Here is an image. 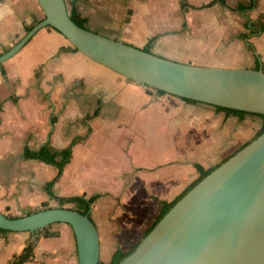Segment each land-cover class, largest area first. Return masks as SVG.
Here are the masks:
<instances>
[{
    "label": "crops",
    "instance_id": "0c3cea01",
    "mask_svg": "<svg viewBox=\"0 0 264 264\" xmlns=\"http://www.w3.org/2000/svg\"><path fill=\"white\" fill-rule=\"evenodd\" d=\"M65 1L90 30L142 49L150 42L156 55L206 61L215 43L233 40L252 51L249 68L258 57L264 69V0ZM43 18L37 0H0V55ZM222 25L239 31L234 39L213 34ZM210 108L218 120L197 116ZM255 118L226 116L217 107L137 84L89 59L53 28H43L0 65V212L18 217L57 206L55 197L99 195L90 214L100 237L99 262L110 264L117 247L130 251L143 238L161 201H173L197 181L198 166H206L192 157L204 160L223 134L235 148L253 136L247 125ZM210 121H224L226 130ZM193 131L196 143L189 137ZM47 145L58 152L72 145L60 176L57 165L27 156ZM46 231L54 235L0 231V264L31 242L33 259L23 264H78L71 226L55 223Z\"/></svg>",
    "mask_w": 264,
    "mask_h": 264
},
{
    "label": "water",
    "instance_id": "95a60500",
    "mask_svg": "<svg viewBox=\"0 0 264 264\" xmlns=\"http://www.w3.org/2000/svg\"><path fill=\"white\" fill-rule=\"evenodd\" d=\"M37 1L44 18L0 55V65L51 27L89 59L137 84L184 100L264 115L262 66L175 61L77 25L65 0ZM55 223L71 226L78 264H99L100 237L89 213L67 207L18 217L0 212L4 231L35 232ZM115 264H264V132L200 180Z\"/></svg>",
    "mask_w": 264,
    "mask_h": 264
},
{
    "label": "trees",
    "instance_id": "16d2710c",
    "mask_svg": "<svg viewBox=\"0 0 264 264\" xmlns=\"http://www.w3.org/2000/svg\"><path fill=\"white\" fill-rule=\"evenodd\" d=\"M186 4H183V6H185ZM71 14V18L72 20L79 26L81 27H86V20L84 18H82L80 16V14L77 13L76 9L73 8L70 12ZM261 30L264 31V25L261 27ZM243 38L246 39L248 38V34H244ZM252 47V46H250ZM144 51L146 52H150V42L143 48ZM261 66V62L259 60V58H256L255 61V67L254 69H259ZM159 93L161 94H165L162 91H159ZM185 101H187L188 103H197L196 101L193 100H189V99H185ZM217 109L219 111H223L225 112L226 116H236L239 119H243L246 115H249V113H246L244 111H240V110H233V109H228V108H222V107H217ZM250 115H254L258 118L261 119L262 124L261 127L258 131V133L256 134V136L253 138H257L258 136H260L263 132H264V115H255V114H250ZM252 139V140H253ZM249 142H247L246 144H244L243 146H241L238 150H240L241 148H243L245 145H247ZM71 148L72 145L65 149L62 150L60 152L58 151H54L53 149H51L48 145L46 147H43L39 152H28L27 151V156L30 158H34V159H40L42 161H45L47 163L50 164H54L57 165V167L59 168V175L62 173L64 166L69 162L70 157H71ZM237 150V151H238ZM236 151V152H237ZM59 157H61V159H59ZM229 158V157H228ZM228 158H226L225 160H227ZM224 160V161H225ZM224 161H222L221 163H223ZM220 163V164H221ZM220 164L213 166V167H209V168H201L198 166V170L200 173L199 178L197 179V181L195 183H193L191 185V187L185 191L183 194H181L180 196H178L177 198H175L173 201L171 202H167V201H161V206L159 208L158 214L157 216L153 219V221L151 222L149 228L146 230V232L144 233V236L147 235L153 228L154 226L162 219V217L190 190L192 189L200 180H202L205 176H207L210 172H212L216 167H218ZM57 176V177H58ZM54 181L49 183V187H51L53 185ZM50 195L52 197H55L51 191H49ZM99 197V195H93L89 198H85L84 196H73V197H69V198H59V197H55V199L59 202L61 207H64L66 204H72L74 207H67V208H73L76 209L77 211H79L82 214H87L89 213V216L91 217L90 211H91V206L93 204V202ZM47 227L44 230L41 231H46ZM2 232H5L4 230H1ZM48 236H53V233H49L46 232ZM143 236V237H144ZM136 247V246H135ZM134 247V248H135ZM134 248H132L130 251H123L121 250L119 247H117L116 251L114 252L111 262L110 264H115L118 263L119 261H121L123 258H125ZM33 250H34V244L31 242L29 243L26 248L24 249L23 253L15 256L13 258V260L8 263V264H23L25 262L31 261L33 259ZM99 264H103L101 262H99Z\"/></svg>",
    "mask_w": 264,
    "mask_h": 264
},
{
    "label": "rangeland",
    "instance_id": "374dc122",
    "mask_svg": "<svg viewBox=\"0 0 264 264\" xmlns=\"http://www.w3.org/2000/svg\"><path fill=\"white\" fill-rule=\"evenodd\" d=\"M238 32L239 31L236 30V28H234L233 30H229L226 28L225 25H222L220 28H218V30L216 29L215 33H213V32L212 33L217 34V35H224L227 37L232 36V39H234V36ZM208 52H209V50H205V54H207ZM251 53H252V51H250V48H247L243 44L234 43L233 40H232V42L229 41V44H228V42H226L225 40H222L220 43H217V44L215 43V46L212 48V50L206 56V59H205L206 61L203 60L204 56H202V57L197 56L194 58L195 60H193V62H191V63L197 64V65L222 66V67H231V68H241V67L242 68H247V67L249 68V66L251 64H253L252 62H250V60H252L251 59L252 58ZM254 67H255V65H253L252 68H254ZM149 89H151V88H149ZM175 97H177V96H175ZM211 111L206 110V111L197 112L198 113L197 116L207 117V119L209 120V116L213 115L214 118L216 120H218V117H219L218 116L219 114H217L218 112L215 109H211ZM193 119H195V115L191 114V120L193 121ZM210 122L212 124L214 123L216 125V128L222 127L223 130H226L225 126L227 124L224 121L222 123H219V124H216L214 121H210ZM217 122H219V121H217ZM261 124H262V121L258 117H256L254 120H252V122H248V125H247L248 128L247 129L248 130L253 129V136L248 137L247 139H243V141H239L238 145L235 148L232 147L235 144V141L233 143V140L231 137L228 139V138H226L227 136L225 137L224 134L222 133L223 135L221 137L222 141H221L220 145L212 148L213 149L212 151L216 152L215 153L216 155H218V153L220 152L222 154V157L214 158L215 154H213V152H211L208 155L206 154L204 160H200V159L193 158V157H192V159H195V162H196V160L198 162H202L203 166H206V167H201L204 169L220 164L226 158L233 155L241 146H243L244 144H246L247 142L252 140L256 136V134L258 133V131L261 127ZM210 130H211V128H210ZM192 134H194V131L191 133V136H189V137H191L190 139L194 143H196V140L195 141L193 140L195 135H192ZM225 138H226V140H225ZM212 141H213V138L211 136H207L205 138V144H207V145L211 146L213 143ZM194 153H195V151H193V148H191V154L193 155ZM196 154L198 155V157L200 155H203V157H204L203 152L198 151ZM56 205L57 206H49V205L41 206L36 211L41 210V209H45V208H49V207H61L59 203H57ZM64 207H74V206L72 204H66ZM32 212H35V211H32ZM22 215L23 214H21V216ZM41 232H43V231H41ZM141 239H139V241H137L135 243V245H137Z\"/></svg>",
    "mask_w": 264,
    "mask_h": 264
},
{
    "label": "flooded vegetation",
    "instance_id": "af4514ba",
    "mask_svg": "<svg viewBox=\"0 0 264 264\" xmlns=\"http://www.w3.org/2000/svg\"><path fill=\"white\" fill-rule=\"evenodd\" d=\"M91 219H92V218H91ZM64 224H65V223H64ZM48 227H49V226H48ZM48 227H47V228H48ZM45 228H46V227H45ZM45 228H44V229H45ZM44 229H41V230H44ZM41 230H37V231H35V232H40ZM46 232H47V231H43L42 233H45V234H46ZM76 246H77V245H76Z\"/></svg>",
    "mask_w": 264,
    "mask_h": 264
}]
</instances>
